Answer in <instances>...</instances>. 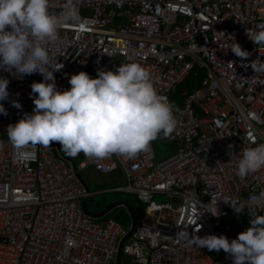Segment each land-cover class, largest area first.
Returning a JSON list of instances; mask_svg holds the SVG:
<instances>
[{
  "label": "built area",
  "instance_id": "2783aa9c",
  "mask_svg": "<svg viewBox=\"0 0 264 264\" xmlns=\"http://www.w3.org/2000/svg\"><path fill=\"white\" fill-rule=\"evenodd\" d=\"M74 2L79 22L64 24L49 46L52 63L64 66L54 73L58 89L70 87L69 76L80 71L95 77L97 69L115 71L135 61L172 103L177 120L169 137H157L176 144V153L159 163L152 141L131 157L75 156L77 170L120 171L125 184L109 191L135 194L144 205L143 218L121 247L120 264H232L227 253L214 259L177 233L228 232L235 238L249 227L250 216L247 209L235 213L225 201L264 199V168L243 178L236 174L239 150L264 143V74L250 66L256 58L264 61V47L258 51L245 31L264 23V0ZM64 3L50 0V11L59 12ZM233 39L248 57L228 49ZM189 76L198 85L182 89L183 104L175 103L172 95ZM0 77L9 80V98L0 102L7 113L0 114V264H114L130 226L112 218L98 222L84 212L82 201L98 192L79 183L59 142L17 149L6 136L7 125L31 113L30 85L42 76L0 70ZM14 100L20 108L12 106ZM21 151L32 155L21 158ZM158 194L180 203H157Z\"/></svg>",
  "mask_w": 264,
  "mask_h": 264
},
{
  "label": "clouds",
  "instance_id": "9594fccd",
  "mask_svg": "<svg viewBox=\"0 0 264 264\" xmlns=\"http://www.w3.org/2000/svg\"><path fill=\"white\" fill-rule=\"evenodd\" d=\"M70 22H79L74 0H65L57 13L50 11V0H0V70L19 77L42 76L40 82L30 85L31 113L25 112L7 125L8 141L17 149L48 146L55 141L68 156L83 153L104 158L110 154L131 157L145 151L158 136L169 137L177 126L173 105L156 91L150 73L138 62L121 63L115 71L97 69L95 77L80 71L69 76L70 87L58 89L54 73L64 66L52 63L49 46L58 40L59 29ZM245 31L258 51L264 47V23ZM228 49L237 57L249 56L234 39ZM250 66L259 76L264 74V61L259 58ZM8 84L7 78L0 77V102L9 98ZM12 106L21 107L15 100ZM0 114H7L3 103ZM19 155L25 158L32 154L21 151ZM230 155L232 159L235 154ZM261 168L264 143L239 150L237 176L243 178ZM225 202L231 203L235 213L242 215L247 209L250 216L249 227L235 238L223 234L191 236L187 232H178V238L209 251L223 250L232 264H264V212L253 206L264 207V199L238 205ZM214 212L213 216L218 215L217 206Z\"/></svg>",
  "mask_w": 264,
  "mask_h": 264
},
{
  "label": "rangeland",
  "instance_id": "374dc122",
  "mask_svg": "<svg viewBox=\"0 0 264 264\" xmlns=\"http://www.w3.org/2000/svg\"><path fill=\"white\" fill-rule=\"evenodd\" d=\"M224 109L227 110V107H224ZM200 131L209 134V131L204 127H202ZM171 144H173L174 146H172ZM152 147L155 154L154 164L159 163L176 153V145L174 143L161 141L157 138L152 141ZM76 161H79V158H76ZM78 174H80L82 180L86 182L90 191L98 192V194L93 195L89 200H87V204L91 208H93V203L97 202L109 204L113 201H127L130 205L138 204V198L135 194L109 191L114 187L123 186L125 184L124 177L118 174V172L103 174L96 171L92 167H88L79 170ZM101 190H104L106 192L100 193L99 191ZM154 200L157 203L167 204L172 208H175L180 203V199L178 197L166 194L155 195ZM113 214L114 211L110 212L108 216H112Z\"/></svg>",
  "mask_w": 264,
  "mask_h": 264
},
{
  "label": "water",
  "instance_id": "95a60500",
  "mask_svg": "<svg viewBox=\"0 0 264 264\" xmlns=\"http://www.w3.org/2000/svg\"><path fill=\"white\" fill-rule=\"evenodd\" d=\"M54 154L57 156L58 153L57 151L54 149ZM60 154L62 155V157L71 163V166H72V169L75 173V176L77 178V180L80 182V184L87 189V186L85 184V182L81 179L80 175L78 174L77 172V169L75 167V163L74 161L69 157L67 156L66 154H64L61 150H60ZM82 208L84 210V212L89 215L90 217L94 218V219H99L101 217H103L104 215H106L108 212L112 211L113 209H115L116 207L118 206H125L127 208V211L131 217V223H130V228H129V231L128 233L126 234L125 237L122 238V240L120 241L119 243V248H118V252H117V255H116V259H115V263L114 264H120V260H121V247L125 241V239L127 237H129L132 233V231L135 230V228L137 227L138 225V218H137V215L135 214V212L133 211L131 205L127 202V201H114V202H111L110 204H108L104 209L103 211L97 213V212H92L91 210H89L86 206V200L82 201ZM115 220H117L118 222H120L121 224L125 225L127 223V216L124 215V212L123 211H118L114 217Z\"/></svg>",
  "mask_w": 264,
  "mask_h": 264
},
{
  "label": "trees",
  "instance_id": "16d2710c",
  "mask_svg": "<svg viewBox=\"0 0 264 264\" xmlns=\"http://www.w3.org/2000/svg\"><path fill=\"white\" fill-rule=\"evenodd\" d=\"M202 77V75H201ZM198 85V79H193L191 76H189L188 78H186V80L177 88L175 94L172 95L171 99L175 102V103H178L180 105L183 104V100L179 98L178 96V93L184 89L185 87H196ZM172 146H174L173 144H171ZM175 149V147H174ZM114 172H118V174H120L122 176V174L120 173V171H114ZM137 217L139 219H141L143 216H144V206L140 203V201L138 200V204L136 205H132ZM261 212H264V211H261ZM226 237H228L229 239L231 238H234V236L230 233H225L224 234ZM207 252L209 253V255L214 258V259H217L219 258L223 253L224 251L223 250H220V251H215V250H212V251H209L207 249Z\"/></svg>",
  "mask_w": 264,
  "mask_h": 264
},
{
  "label": "crops",
  "instance_id": "0c3cea01",
  "mask_svg": "<svg viewBox=\"0 0 264 264\" xmlns=\"http://www.w3.org/2000/svg\"><path fill=\"white\" fill-rule=\"evenodd\" d=\"M169 143H173V142H169ZM175 144V143H174ZM176 145V144H175ZM68 156V155H67ZM70 158L73 160V161H75V162H78V161H76V158H79V157H71L70 156ZM88 168V167H87ZM93 168V167H92ZM79 170H77V172H78ZM80 175V174H79ZM80 177H81V175H80ZM82 179V178H81ZM84 181V180H83ZM85 182V181H84ZM80 183V182H79ZM85 184H86V182H85ZM86 186H87V184H86ZM87 188H88V186H87ZM89 189V188H88ZM90 199V198H89ZM88 199V200H89ZM139 200V199H138ZM87 200H86V206H87V208L89 209V210H91L92 212H97V213H99V212H101V211H103V209L108 205V204H106V203H93V208H91L90 206H88V204H87ZM114 202V201H113ZM141 203V202H140ZM110 204V203H109ZM142 204V203H141ZM143 205V204H142ZM144 206V205H143ZM122 207V208H121ZM131 207H132V205H131ZM132 209H133V207H132ZM114 211V214L112 215V216H108V214L110 213V212H113ZM118 211H123L124 212V215H126L127 216V223L125 224L126 226H130V223H131V217H130V215H129V213H128V211H127V208L125 207V206H123V205H121V206H118V207H116L115 209H113L112 211H110V212H108L106 215H104L103 217H101V218H99V219H96L98 222H104V221H106L107 219H109V218H112V219H114V217H115V215H116V213L118 212ZM133 211H134V209H133ZM135 212V211H134ZM136 214V213H135ZM138 218V217H137ZM143 218V217H142ZM141 218V219H142ZM138 220H140L139 218H138Z\"/></svg>",
  "mask_w": 264,
  "mask_h": 264
}]
</instances>
